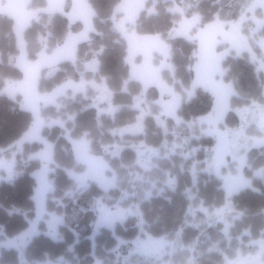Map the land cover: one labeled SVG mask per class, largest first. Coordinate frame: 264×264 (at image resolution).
<instances>
[{"label":"rangeland","instance_id":"rangeland-1","mask_svg":"<svg viewBox=\"0 0 264 264\" xmlns=\"http://www.w3.org/2000/svg\"><path fill=\"white\" fill-rule=\"evenodd\" d=\"M32 1L0 0V16L5 15L13 22L14 44L18 50L15 65L22 73L20 79L7 80L0 94L17 101L33 117L31 125L17 141L0 148V182L13 181L19 175L17 154L24 159V164L33 159L40 164L31 174L36 180L32 197L34 216L24 231L12 237L4 236L0 227V256L2 250H15L19 259L17 264H77L78 260L66 256L54 259L45 256L40 260H31L27 255V248L36 236L44 234L57 240L59 227L64 223L62 213L47 208V199L55 191L53 175L59 165L55 162V145L43 135V129L46 126L66 129V121L73 120L74 116L46 119L41 111L47 106H59V98L67 93L83 94L89 100V106L94 107L98 114L112 115L118 106L113 104L112 92L103 78L87 79L82 75L78 80L68 79L50 91L39 90L38 82L42 73L48 77L60 62H76L78 44L88 41L90 33L95 30L94 11L88 0H43L44 5L38 4L42 0H36L35 4H31ZM146 1L121 0L112 16L114 28L127 43L129 78L141 83L143 88L130 105L137 111L136 119L130 124L112 129L113 135L119 137L102 144L100 155L92 153V141L87 133L71 137L68 129L64 131V137L70 142L75 164L65 169L71 185L64 191L63 197L73 198L93 184L105 192L110 189L120 190L115 204L109 205L101 197H97L90 205L97 214L90 235L92 241L101 228L112 229L117 222H123L128 217L138 218L137 225L141 233L129 241L117 239L113 250L114 264H197V257L204 250L212 249L223 252V264H264V235L247 241L239 237L234 245L233 237L229 234L234 220L240 217L231 197L240 190L251 187V181L245 173V168L250 167L248 153L252 149L264 147V100L236 108L237 125L228 127L224 119L226 112L231 109L233 88L224 79L226 71L222 66L223 60L228 56L246 52L257 70L264 73V36L261 35L264 28V0H225L227 5L240 3L238 17L231 20L217 16L204 25H201L200 14L195 11L201 0H161L167 3V10L179 16L168 35L185 37L195 45L193 61L188 67L191 73L190 83L187 86L181 85L180 91L163 77L167 74L173 79V83L176 80L168 43L159 35H141L132 28L139 12L146 7ZM215 1L220 4L224 2ZM157 2L159 0L151 1V5L146 8L148 14L156 12ZM57 12L67 17L70 26L80 22L81 30L70 32L50 52L42 46L36 57L31 59L28 56L25 30L41 14L52 16ZM45 39L40 38L42 44ZM98 65V57L94 56L85 61L83 71L97 72ZM150 87H155L157 91V98L154 100H147L145 96ZM198 88L210 93L214 99L213 108L207 114L186 120L179 115V108L182 102L195 96ZM147 117L152 118L154 126L162 133V140L159 144L143 140L130 142V147L135 151L133 160L128 165L120 162V170L113 167L110 160L121 159L125 146L121 143V136L144 134ZM203 137L211 138L213 144H193V141L198 142ZM32 142L39 143V149L22 156L23 146ZM176 155L180 171H184V163L190 161L188 171L192 186L186 189V194L191 204L187 209L186 216L190 218L186 220V225L198 228V233L188 244L182 240L181 229L170 237H154L147 233L143 228L140 210V202L176 187L178 176L163 168V160L168 159L174 165ZM200 172L213 175L221 181L227 197L223 206L210 209L201 201L193 205ZM252 174L263 178L264 165ZM63 197L52 198L55 206H64ZM218 223L222 224V237L209 240L207 229ZM209 241L210 245L204 248ZM123 245L127 246L126 254L121 251ZM232 248H235L234 255H231ZM92 264L104 263L95 259Z\"/></svg>","mask_w":264,"mask_h":264},{"label":"trees","instance_id":"trees-1","mask_svg":"<svg viewBox=\"0 0 264 264\" xmlns=\"http://www.w3.org/2000/svg\"><path fill=\"white\" fill-rule=\"evenodd\" d=\"M152 0L146 1V7L142 9L132 28L141 35H159L170 47V61L174 67L175 81L167 74L164 79L181 90V85L190 83L191 73L188 69L193 61L192 53L195 45L185 37H170V30L176 25L179 16L167 10L166 2L159 0L155 5L156 12L148 14L146 8ZM244 1V0H243ZM94 11V31L90 33L88 41L81 42L77 47V59L73 63L69 60L58 64L51 76L45 77L42 73L38 86L40 91H50L61 85L68 79L78 80L82 75L87 79H104L105 84L112 92V102L118 109L112 114H98L97 110L89 106V100L82 94L73 95L67 93L59 98L60 105H51L42 109V116L46 119L73 115V120H67L65 125L71 137H80L87 133L91 138V151L96 155L102 154L101 145L114 141L119 135H113L112 129L130 124L135 121L137 111L130 107L135 97L143 91L141 83L131 80L130 67L127 62V43L120 32L114 28L113 13L121 0H88ZM33 0L31 4H35ZM44 5L45 1L38 3ZM240 3L227 5L215 0H201L195 11L201 16V25L211 22L217 16L221 19H236L239 14ZM12 19L0 16V90L7 80L20 79L22 73L15 65L17 48L14 44L15 36L12 29ZM82 28L80 22L69 25L67 17L62 13L52 16L41 14L38 20L25 30L24 36L28 45V56L36 57L42 46L47 52L61 44L70 32H78ZM264 36V28L261 31ZM40 38H46L44 44ZM94 56L98 57L97 72L83 71V64ZM225 69L224 79L232 84L233 95L230 98V106L226 112L224 122L228 127L237 125L238 117L235 109L251 104L263 102L264 73L257 70V66L250 60L248 53L237 56H228L222 63ZM147 100L157 98L155 87L146 91ZM214 99L209 92L202 88L196 90V94L188 101L182 102L179 115L188 120L207 114L213 108ZM33 121L30 111L25 110L14 99L5 94H0V148H5L17 141L29 128ZM145 133L140 135L125 134L121 136L124 143L121 159L110 160L111 165L120 170L119 163L130 164L135 156V151L130 147V142L143 140L146 143L159 144L162 133L154 126L151 117L145 119ZM65 128L60 126L44 127L43 135L55 145V162L57 167L53 179L55 191L47 199L48 210H57L63 214L64 223L59 227V237L52 239L44 234H39L29 244L27 255L31 260H40L45 256L50 259L66 256L76 259L77 264H92L95 259H100L104 264H114V249L117 239L131 240L141 232L137 225V217H128L123 222H117L112 229L101 228L92 241L93 224L96 220V212L90 208L93 200L101 197L103 202L113 205L120 196V190L110 189L105 192L96 184L91 185L84 192L75 197H63L64 191L71 185L65 169L74 166L70 142L64 137ZM158 131V133H156ZM193 144L211 146L213 140L203 137ZM37 142L25 144L22 156L39 149ZM203 157V154L201 155ZM200 156V157H201ZM19 159L17 167L19 175L13 181L0 182V227L3 235L12 237L24 231L29 226V220L34 216L35 205L32 199L36 180L31 175L40 166L39 161L33 159L26 163L17 154ZM172 165L168 159L163 160V168L176 174L177 185L174 189H168L164 193L152 196L140 202V210L143 219V228L154 237H170L182 230V240L190 243L198 233V228L186 225L188 206L191 201L186 194V189L192 186V178L188 168L190 161L184 163V171H180L177 155ZM250 167L245 168L246 177L251 181V187L244 188L231 197L234 208L240 212V217L235 219L230 228V236L233 244L240 237L242 240L257 239L264 235V176H253V171L264 165V147L255 148L248 153ZM196 196L192 201L196 205L199 201L210 209L221 207L227 197L222 188L221 181L213 175L204 172L198 174L196 184ZM63 197V207L55 206L52 198ZM150 213L145 214V210ZM222 224L210 226L207 230L209 240L222 237ZM210 245L205 243L204 248ZM221 245V244H220ZM224 245V244H223ZM127 246L123 245L121 251L127 253ZM232 248L231 255H234ZM19 261L17 251L2 250L0 264H17ZM224 255L219 249L204 250L197 257V264H223Z\"/></svg>","mask_w":264,"mask_h":264},{"label":"clouds","instance_id":"clouds-1","mask_svg":"<svg viewBox=\"0 0 264 264\" xmlns=\"http://www.w3.org/2000/svg\"><path fill=\"white\" fill-rule=\"evenodd\" d=\"M150 211H151L150 209H146V210H145V214L150 213Z\"/></svg>","mask_w":264,"mask_h":264}]
</instances>
